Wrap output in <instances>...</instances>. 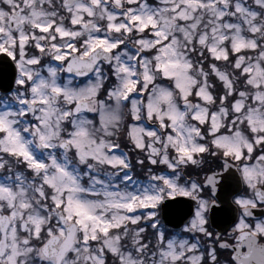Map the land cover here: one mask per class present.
Returning <instances> with one entry per match:
<instances>
[{"label": "snow or ice", "instance_id": "snow-or-ice-1", "mask_svg": "<svg viewBox=\"0 0 264 264\" xmlns=\"http://www.w3.org/2000/svg\"><path fill=\"white\" fill-rule=\"evenodd\" d=\"M2 68L0 264H264V0H0Z\"/></svg>", "mask_w": 264, "mask_h": 264}, {"label": "flooded vegetation", "instance_id": "flooded-vegetation-1", "mask_svg": "<svg viewBox=\"0 0 264 264\" xmlns=\"http://www.w3.org/2000/svg\"><path fill=\"white\" fill-rule=\"evenodd\" d=\"M6 70L10 71V69H7V68H6ZM7 82H8V76L6 74H4V68H2V69H0V86L5 85ZM170 219H171L172 223H169L168 221H165V225L168 228H172L174 226V224L177 222L175 216L170 217ZM214 227H216L217 231L223 230L225 228L230 230V226L228 224H224V223H219L218 225H214ZM224 255L226 257L227 253H224Z\"/></svg>", "mask_w": 264, "mask_h": 264}]
</instances>
